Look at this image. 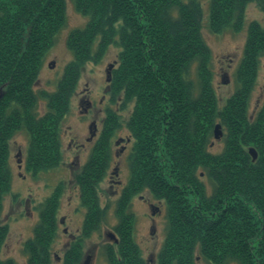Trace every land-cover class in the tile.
<instances>
[{"label": "trees", "instance_id": "trees-1", "mask_svg": "<svg viewBox=\"0 0 264 264\" xmlns=\"http://www.w3.org/2000/svg\"><path fill=\"white\" fill-rule=\"evenodd\" d=\"M72 2L88 23L71 32L67 42L74 59L51 93L35 86L67 25V0H0V217L12 191L11 139L27 131L28 169H55L62 158L60 127L81 71L116 46L119 64L109 94L113 104L121 102L120 111L134 105L127 126L135 143L131 181L117 207L119 243L104 248L109 264H144L130 205L147 189L165 201L167 211L157 264H196L199 257L209 264H264V104L253 119L249 110L264 60V21L249 25L237 90L220 108L200 0ZM253 3L264 15V0H210V31H240ZM41 100L48 108L42 116ZM104 127L75 177L87 216L82 238L70 245L64 264H80L82 239L99 232L105 219L97 188L108 172L111 141L123 128L118 111L108 109ZM216 129L226 132L225 147L213 154L209 146ZM250 146L258 153L256 161ZM202 173L210 179V193ZM63 194L58 186L42 204L34 236L24 245L28 264H50ZM9 232L7 224L0 226V264H17L1 257Z\"/></svg>", "mask_w": 264, "mask_h": 264}, {"label": "rangeland", "instance_id": "rangeland-1", "mask_svg": "<svg viewBox=\"0 0 264 264\" xmlns=\"http://www.w3.org/2000/svg\"><path fill=\"white\" fill-rule=\"evenodd\" d=\"M203 6V36L211 48L214 68V88L217 92L219 107L223 108L228 99L237 90L236 73L243 58L248 38V27L251 22L264 21V15L253 3L246 10L245 23L238 32L225 31L215 34L210 31V0H200ZM67 25L57 36L55 45L48 53L44 67L36 84V91L54 92L62 80L65 69L74 59L69 49L68 38L73 30L84 28L88 20L78 13L72 0H67ZM119 49L112 46L99 62H88L81 71L78 87L73 92L70 110L61 124L60 150L61 162L55 169L31 171L27 166V149L30 145L29 133L21 130L11 139L10 168L13 174L12 191L4 201V210L0 217V226L7 224L10 228L7 240L2 248V259H13L17 264H28V256L24 252L27 240L34 236L36 225L41 220L40 209L43 203L53 195L58 186L63 189L60 198V209L57 212L58 236L52 244L50 264H64L70 245L82 238V230L87 216V209L81 204V190L75 182L77 173L87 164L88 158L104 132L107 110L119 112L122 116V127L111 141V161L108 172L99 183V203L105 211V219L101 230L82 239V259L80 264H109L104 255L105 245L119 243L115 226L119 224L117 207L124 190L130 183V153L135 143L127 122L131 117L134 105L120 111L121 102H111L110 86L112 70L118 66ZM114 66L110 68V66ZM122 100V97L120 98ZM250 117L253 119L264 104V60L260 63L257 80L250 98ZM39 114L44 115L48 108L43 100L39 103ZM215 132H218L216 129ZM213 138L209 151L213 154L221 152L225 135ZM257 153L252 146L248 147ZM253 156V154L251 153ZM257 158L253 161H256ZM209 193L212 191L208 176L201 175ZM130 211L134 214L133 229L135 242L139 245L144 264H157L159 252L166 240V204L153 198L150 190L135 195L131 200ZM196 264H209L198 258ZM211 264V263H210Z\"/></svg>", "mask_w": 264, "mask_h": 264}, {"label": "water", "instance_id": "water-1", "mask_svg": "<svg viewBox=\"0 0 264 264\" xmlns=\"http://www.w3.org/2000/svg\"><path fill=\"white\" fill-rule=\"evenodd\" d=\"M114 66H110V68H113ZM220 135H221V133L219 134L218 132H217V138H219L220 137ZM251 153L253 154V158L254 159H256L257 158V153H255V151L252 149L251 150Z\"/></svg>", "mask_w": 264, "mask_h": 264}, {"label": "flooded vegetation", "instance_id": "flooded-vegetation-1", "mask_svg": "<svg viewBox=\"0 0 264 264\" xmlns=\"http://www.w3.org/2000/svg\"><path fill=\"white\" fill-rule=\"evenodd\" d=\"M108 111V110H107Z\"/></svg>", "mask_w": 264, "mask_h": 264}]
</instances>
